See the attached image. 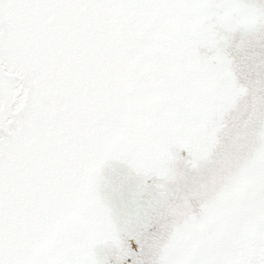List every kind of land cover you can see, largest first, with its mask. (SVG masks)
Returning a JSON list of instances; mask_svg holds the SVG:
<instances>
[{
  "label": "snow or ice",
  "instance_id": "6c2138e0",
  "mask_svg": "<svg viewBox=\"0 0 264 264\" xmlns=\"http://www.w3.org/2000/svg\"><path fill=\"white\" fill-rule=\"evenodd\" d=\"M0 264H264V0H0Z\"/></svg>",
  "mask_w": 264,
  "mask_h": 264
}]
</instances>
